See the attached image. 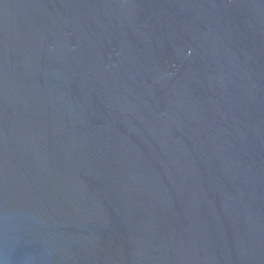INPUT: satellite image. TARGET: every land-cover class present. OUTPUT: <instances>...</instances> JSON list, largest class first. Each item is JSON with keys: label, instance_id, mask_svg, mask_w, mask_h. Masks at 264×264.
<instances>
[{"label": "water", "instance_id": "1", "mask_svg": "<svg viewBox=\"0 0 264 264\" xmlns=\"http://www.w3.org/2000/svg\"><path fill=\"white\" fill-rule=\"evenodd\" d=\"M0 264H264V0H0Z\"/></svg>", "mask_w": 264, "mask_h": 264}]
</instances>
